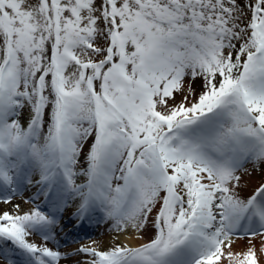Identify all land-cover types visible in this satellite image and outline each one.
I'll return each instance as SVG.
<instances>
[{
    "label": "bare ground",
    "instance_id": "1",
    "mask_svg": "<svg viewBox=\"0 0 264 264\" xmlns=\"http://www.w3.org/2000/svg\"><path fill=\"white\" fill-rule=\"evenodd\" d=\"M92 2L85 8L89 20L84 23H95L100 32H88L86 25L84 32L52 34L13 32L16 17L7 0H1L9 14L0 13L9 41L0 33V63L7 58L4 67L0 64V114L13 126L19 117L13 109L18 113L25 107L28 134L45 132L56 157L26 161L24 154L11 159L0 153V195L10 194L0 199V264H183L184 254L196 257L206 248L197 234H206L220 247L195 264H264V134H247L257 126L264 133L263 53L245 70L231 66L228 60L237 52L230 40L210 34L218 39L213 45L216 64L200 46L194 27L173 32L181 36L176 39L161 34V23L148 14L142 29L127 2ZM79 7L74 3L69 18ZM57 11L51 2L54 31ZM113 67L119 74H113ZM231 72L238 73L233 80ZM115 76L121 86L113 83ZM174 81L181 91L172 92L175 107L156 116L151 97L166 95ZM247 82L253 85L244 95L242 84ZM61 102L62 112L57 107ZM190 121L194 127L179 146L166 150L160 145L161 133L175 134ZM233 131L241 133L232 136ZM108 137L113 140L107 145ZM237 146L241 148L235 152ZM109 149L113 157L105 160ZM148 153L158 162H149ZM155 165L163 173L158 175ZM58 172L79 176V187L69 188ZM93 173L98 202L106 204L95 216V199L80 185ZM127 176L135 188L130 198L116 194L130 183ZM168 189L178 194V202L165 201ZM111 199L117 202L115 210ZM139 199L142 205L135 207ZM38 204L48 206L56 219L37 210ZM177 207L184 210V226L192 220L185 228L192 233L184 235L175 224ZM133 210V222L119 243L113 238L116 219ZM149 240L157 243V251L148 246ZM179 245L183 254L172 255Z\"/></svg>",
    "mask_w": 264,
    "mask_h": 264
},
{
    "label": "rangeland",
    "instance_id": "2",
    "mask_svg": "<svg viewBox=\"0 0 264 264\" xmlns=\"http://www.w3.org/2000/svg\"><path fill=\"white\" fill-rule=\"evenodd\" d=\"M120 5L124 2L129 3L130 8L136 10L137 14L135 15L143 27H147L145 22V14L153 16V20L157 23H161V34H165L166 36L175 37L176 39H180L181 36L177 34L176 36H173V32H189V29L191 27H194V31L197 35H199L200 38V46L202 49L211 57L213 58L214 63H218L219 57L217 49H215L214 43L217 42V38L210 37V34H216L219 35L220 40H223V42L226 41V38L230 40L231 47L233 46V53L237 52V54L231 55L230 59L228 60V63L230 62L231 66H238L242 65L243 70H245L252 60L256 56H260V52L264 55V0H117ZM7 8L9 11L12 12V15H15L16 20L12 23L13 26V32H51L53 34L54 29L51 28L53 24H51L52 20L50 19V4L51 2L55 3L57 6V16L56 19L59 20L56 23V32H84L82 29L88 24L84 23V19L86 21L89 20L87 18V13L85 8L87 6H92L94 2L92 0H7ZM74 3L76 5H79V9H77L71 18H69V14L71 9L73 8ZM3 6V7H2ZM1 6V0H0V12L3 9L4 5ZM6 7V4H5ZM5 14V17H8V12H3ZM215 19L214 21H210L209 19ZM19 22L20 24H17ZM10 25V24H9ZM159 26L158 24H156ZM11 26V25H10ZM168 26V29H166V32H164V28ZM201 26V28H200ZM88 32H100L98 27L95 23H89L87 25ZM19 30H17V29ZM136 29V26H134L133 30ZM141 30H137L136 32H141ZM9 30V28H8ZM6 29H4L1 18H0V33L4 38L6 39ZM198 31V33H197ZM4 32V33H3ZM206 32V33H204ZM161 39L163 43L166 41L164 37L161 36ZM53 40H50V46L52 45ZM56 45V43H55ZM262 45L263 49L260 50V46ZM104 46V44H99V47ZM74 48V46H72ZM169 49L172 48V45L168 46ZM217 56H215V52ZM5 48L2 47V54L4 55ZM51 54V52H50ZM2 62V60H1ZM1 64V63H0ZM160 68V66H159ZM113 74L117 73L114 71V67L112 68ZM119 74V73H117ZM116 74V75H117ZM232 80L233 77H237V72H231L230 73ZM14 77V75H12ZM39 76V75H37ZM36 76V77H37ZM44 76V74H43ZM264 76V72L261 73V77ZM116 80L113 81L115 86H118L122 84V82H117V76ZM119 77V76H118ZM42 79V75L39 78V82ZM1 82V81H0ZM41 83V82H40ZM124 83V82H123ZM177 82H171L168 86V92L166 95L162 96L159 95L158 99L156 96L151 97V103H152V110L156 116H162L165 113L168 112V109L175 107L174 104L171 102L173 97V91L175 93H180L179 90L180 87H178ZM253 85V83L248 84V82L245 84V86L242 84V93L244 95H248L249 93V86ZM20 88V87H19ZM22 89V88H20ZM27 89V88H25ZM23 90V89H22ZM240 95V94H239ZM238 95V98H239ZM261 96H264V90L260 94ZM158 100V105L157 101ZM15 102V101H14ZM256 102L253 103V108ZM60 109L59 111L62 112L63 109V103H59L58 106ZM56 107V108H57ZM160 107V108H158ZM17 108L13 109L15 112L14 115H19V117L16 119V125L8 126L7 122L8 119L2 117L0 114V136L1 140H5V142H8L9 139H12L18 135L24 136L26 133L28 134L29 131V123L26 119H24V115H27L28 112H25L23 110H19L18 113L16 111ZM61 114V113H60ZM195 122L192 124L191 121L189 122L188 126L179 127V132L173 133H161V142L160 145H165L166 150L168 149H175L181 141H183L182 138H184V133H189L190 130L194 126ZM249 125V124H248ZM36 129V128H35ZM241 132L233 131L232 136H237ZM35 135L33 137L36 141V147H45L46 152L48 154H52L54 151V147L52 146L48 136L45 134V132H35ZM251 137H262L263 132L260 130L259 126L254 127L249 130V133H247ZM168 136V137H167ZM113 138L111 139L108 137V141H105L108 145L109 142H111ZM178 141V143H177ZM174 143H177L174 144ZM141 144V143H138ZM133 147V145H131ZM139 146V145H137ZM136 146V147H137ZM240 146L235 147V152L238 150ZM241 148V147H240ZM108 150V149H107ZM200 150V149H199ZM199 150L196 151L199 152ZM110 151V150H109ZM0 153H2L0 151ZM15 152H11L13 154ZM10 154V155H11ZM169 158H172L171 156L167 155ZM225 156V155H224ZM222 156V157H224ZM113 155L111 154V151L105 154L103 158H111ZM147 157L149 158V162H158L157 158L148 153ZM238 155H234V159H237ZM33 159H39V155L33 156ZM50 159V158H49ZM223 159V158H222ZM140 160L137 159V165L140 163ZM61 168V167H59ZM156 173L159 175L160 173H163L161 170H159V167L155 165ZM128 176L126 178V181H128ZM65 180H67V184L72 187V184L74 183L73 176H65ZM233 182L235 184L238 183L237 178H232ZM142 185L139 183V186ZM131 186L126 184L124 188H119L116 191L117 195H123L125 194L128 189ZM143 188V186L141 187ZM222 188V185L220 184V187ZM176 191V190H175ZM178 193V191H176ZM143 194L139 196L141 198ZM146 198V197H145ZM171 200L172 202H175L177 200V195L172 192L170 189L167 190L166 193V200ZM144 198L142 199V201ZM142 201H137L135 204V207H140L142 205ZM114 200L112 199L111 203H113L112 209L114 210L116 207L114 206ZM177 206V205H176ZM178 208V207H177ZM195 209V205L192 206V211ZM179 210V208H178ZM180 211V210H179ZM133 212V213H132ZM128 215L120 216L116 219V229L113 231V238L121 243V236L123 233L129 228V225L133 222L132 218L135 214L134 210ZM183 219L178 218L176 219L175 216V224L177 226H180L182 224ZM185 230V227L183 228ZM185 232V231H184ZM206 234H199V237L204 239L200 240L201 242H204L206 245V248H203L201 251H198V253H209L210 250H214V253L218 251L219 245L216 241L211 240L209 237H205ZM155 236V235H153ZM182 239V237L179 239V241ZM148 246L150 248H153V245H157V243H153V240H149ZM159 247V246H158ZM181 246H177L174 248V251L172 250V255H177L181 252ZM213 253V254H214ZM189 258L183 262V264H189V261L193 259V254H185ZM247 262V260H246ZM138 264H142L141 261L138 262Z\"/></svg>",
    "mask_w": 264,
    "mask_h": 264
}]
</instances>
